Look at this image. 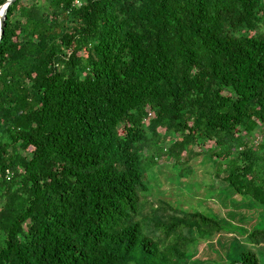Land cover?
I'll list each match as a JSON object with an SVG mask.
<instances>
[{
  "label": "trees",
  "instance_id": "obj_1",
  "mask_svg": "<svg viewBox=\"0 0 264 264\" xmlns=\"http://www.w3.org/2000/svg\"><path fill=\"white\" fill-rule=\"evenodd\" d=\"M206 155L264 206V0L9 6L0 264H179L225 227L164 198L156 173L174 161L166 180L185 188Z\"/></svg>",
  "mask_w": 264,
  "mask_h": 264
},
{
  "label": "rangeland",
  "instance_id": "obj_2",
  "mask_svg": "<svg viewBox=\"0 0 264 264\" xmlns=\"http://www.w3.org/2000/svg\"><path fill=\"white\" fill-rule=\"evenodd\" d=\"M211 146L210 143L207 147ZM173 162L162 161L161 164L166 166L156 173L162 184L160 192L163 197L176 200V204L180 203L184 209L214 216L225 227L221 234L201 241L194 235L197 241L188 247L187 256L179 264H232L243 255L264 264V244H255L249 238L252 232L264 230V206L238 195L228 183L215 178L220 171V161L217 164L211 162L207 155L195 160L186 172L185 188L166 180L173 172L170 169Z\"/></svg>",
  "mask_w": 264,
  "mask_h": 264
},
{
  "label": "water",
  "instance_id": "obj_3",
  "mask_svg": "<svg viewBox=\"0 0 264 264\" xmlns=\"http://www.w3.org/2000/svg\"><path fill=\"white\" fill-rule=\"evenodd\" d=\"M15 0H8L3 6L0 7V41L4 34V27H5V20L7 16V12L9 9V6L14 2Z\"/></svg>",
  "mask_w": 264,
  "mask_h": 264
},
{
  "label": "bare ground",
  "instance_id": "obj_4",
  "mask_svg": "<svg viewBox=\"0 0 264 264\" xmlns=\"http://www.w3.org/2000/svg\"><path fill=\"white\" fill-rule=\"evenodd\" d=\"M1 14V13H0Z\"/></svg>",
  "mask_w": 264,
  "mask_h": 264
}]
</instances>
